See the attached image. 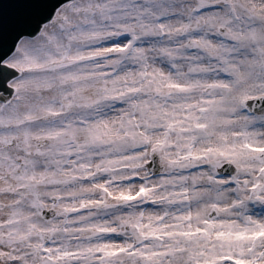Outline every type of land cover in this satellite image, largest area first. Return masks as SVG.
<instances>
[{
	"label": "snow or ice",
	"instance_id": "obj_1",
	"mask_svg": "<svg viewBox=\"0 0 264 264\" xmlns=\"http://www.w3.org/2000/svg\"><path fill=\"white\" fill-rule=\"evenodd\" d=\"M0 264H264V0H0Z\"/></svg>",
	"mask_w": 264,
	"mask_h": 264
}]
</instances>
